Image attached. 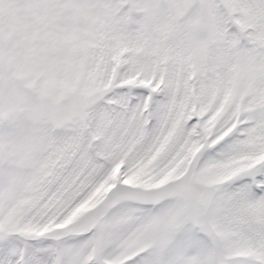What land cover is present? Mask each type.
<instances>
[{
  "label": "snow or ice",
  "instance_id": "snow-or-ice-1",
  "mask_svg": "<svg viewBox=\"0 0 264 264\" xmlns=\"http://www.w3.org/2000/svg\"><path fill=\"white\" fill-rule=\"evenodd\" d=\"M0 264H264V0H0Z\"/></svg>",
  "mask_w": 264,
  "mask_h": 264
}]
</instances>
